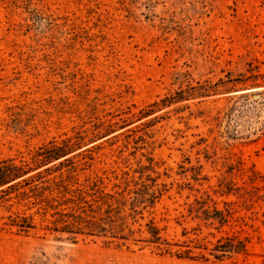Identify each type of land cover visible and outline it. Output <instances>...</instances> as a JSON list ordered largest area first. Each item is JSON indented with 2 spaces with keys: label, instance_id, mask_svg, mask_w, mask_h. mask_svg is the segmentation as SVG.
<instances>
[{
  "label": "rangeland",
  "instance_id": "374dc122",
  "mask_svg": "<svg viewBox=\"0 0 264 264\" xmlns=\"http://www.w3.org/2000/svg\"><path fill=\"white\" fill-rule=\"evenodd\" d=\"M50 140L57 208L0 229V264H264V0H0V160ZM94 181L161 191L132 228L192 257L69 228ZM221 237L246 250L213 257Z\"/></svg>",
  "mask_w": 264,
  "mask_h": 264
},
{
  "label": "trees",
  "instance_id": "16d2710c",
  "mask_svg": "<svg viewBox=\"0 0 264 264\" xmlns=\"http://www.w3.org/2000/svg\"><path fill=\"white\" fill-rule=\"evenodd\" d=\"M63 155V149L58 146L55 140H50L39 146L29 158L8 157L0 160V206L5 207L7 215H0V229H15L18 233H27L35 228L33 213H27L33 207L34 213L45 214L48 209L56 210L52 201L53 190H59L62 180L55 181L43 175L49 171L37 169L47 165ZM30 174L31 172H34ZM49 174V173H48ZM60 192V190L58 191ZM104 191L97 186L96 181L92 182L89 190L77 189L72 198H66L74 207L69 212L63 213L71 218L76 230H86L89 235H102L113 239L129 240V236L138 233L142 237L133 239L134 242H141L144 245L152 246L162 254L174 255L176 257L191 258V248L181 249V244L171 243L161 235V229L149 220L141 228L138 223L136 229L132 228L139 218H142V211L147 206L154 205L160 198L161 191L142 184L139 188L128 191ZM13 204L23 206L24 209L10 211ZM201 218L205 221L215 220L219 223L226 222V216L219 210L213 212L201 209ZM61 213L55 211L54 214ZM68 228V227H67ZM67 232L78 233L72 230ZM246 250L243 240L236 237L219 238L210 250L215 258H223L231 253H239Z\"/></svg>",
  "mask_w": 264,
  "mask_h": 264
}]
</instances>
